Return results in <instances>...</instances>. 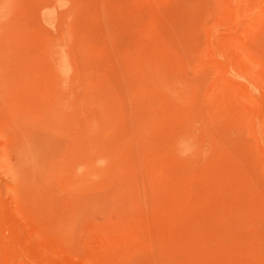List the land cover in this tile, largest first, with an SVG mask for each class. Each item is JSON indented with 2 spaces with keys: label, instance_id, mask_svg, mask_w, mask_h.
I'll list each match as a JSON object with an SVG mask.
<instances>
[{
  "label": "rangeland",
  "instance_id": "1",
  "mask_svg": "<svg viewBox=\"0 0 264 264\" xmlns=\"http://www.w3.org/2000/svg\"><path fill=\"white\" fill-rule=\"evenodd\" d=\"M0 56V264H264V0H0Z\"/></svg>",
  "mask_w": 264,
  "mask_h": 264
},
{
  "label": "bare ground",
  "instance_id": "2",
  "mask_svg": "<svg viewBox=\"0 0 264 264\" xmlns=\"http://www.w3.org/2000/svg\"><path fill=\"white\" fill-rule=\"evenodd\" d=\"M52 48H53V46H52ZM52 48H50V51H49V52H51V51L54 52V51L56 50L55 47H54L53 50H52ZM57 51H58V50H57ZM57 51H55L54 54L57 53ZM52 52H51V54H53ZM59 53H60V52L58 51V54H59ZM1 55H2V52H1ZM62 56H63V54H62ZM0 57H1V56H0ZM65 57H66V55H65ZM66 58H67V57H66ZM64 59H65V58H64ZM61 60L63 61V63H62V61H60L59 63H55V64H57V65H56V67H57L56 69H57V70L55 69V70L57 71V73L54 72V68H53V66H51V65H52L51 62H50V64H49V65H50L49 68H48L49 65H47L46 63H44V64H46V65H44V67L41 66L42 69L44 68V70H43V71H44V72H43L44 74H46L47 72H49V74H46L45 76H43L44 74L42 75L43 79H44L45 81H48V78L46 77V76L48 75V77H50V79H51L50 82L54 81V82H53V83H54V84H53V89H54V93H55V94H54L55 99H54V98H53V99L55 100V105H54V103H53V105H51L52 108H50V109H51V112H54L55 114H56L55 111H57L58 114H59V117L57 116V114H56V117H58V118H60V119H61V117H62V112H61L59 109L61 108V109L63 110V108H65V106L68 104L67 96H66V94L64 95V92H65V85H64L65 83H64V82H65V79H66V78H65L66 69H65V67H64L65 64H64V60H63V58H62ZM148 61H149V60H148ZM65 62H66V61H65ZM139 62H140V60H139ZM52 63H53V62H52ZM141 63H143V60H142ZM148 63H149V62H148ZM148 63L145 61L143 64H145V65L147 64V65H148ZM150 63H151V62H150ZM152 63H153V62H152ZM54 66H55V65H54ZM68 66H69V65H68ZM9 67H10V68H9ZM66 67H67V66H66ZM148 67H149V66H148ZM151 67H152V66H151ZM156 67H157V66H156ZM52 68H53V71H52ZM141 68H142V67H141ZM145 68H146V67H145ZM149 68H150V67H149ZM150 69H151V68H150ZM12 70H13V66H8V68H7V71H8V72H7V77H6L5 79H3V80H4V83H5V86H8V91H10V87H11L12 84H13V83H11V82L14 81V80H13V75H11ZM145 70H146V69H144V71H145ZM147 70H148V72L151 73V74L149 73L150 76L152 77V78L150 77V79H151V80L154 79V78H155V76H154V74H153L154 71H153V73H152V70H153V69H152L151 71H150L149 69H147ZM154 70H155V69H154ZM146 72H147V71H145L144 73H146ZM157 72H158V70H157ZM9 73H10V74H9ZM12 74H13V73H12ZM149 74H147V75L149 76ZM147 75H146V76H147ZM158 77H159V76H158ZM160 77H161V76H160ZM165 77H166V76H165ZM146 78H147V77H146ZM156 78H157V77H156ZM148 79H149V78H148ZM164 79H165V80H168L169 78H167V79L164 78ZM10 80H11V82H10ZM12 80H13V81H12ZM162 80H163V79H162ZM162 80H161V79H159V80H155V81H154L155 86H156V84H158L159 86H160V85H164V82H165V81L163 80V81H164V82H163ZM168 81H169V80H168ZM168 81H167V83L169 84L170 81H169V82H168ZM6 82H7V84H6ZM147 82H148V81H147ZM150 82H151V81H150ZM1 83H2V82H1ZM1 83H0V84H1ZM10 83H11V85H10ZM171 83H172V82H171ZM157 87H158V86H157ZM162 87H164V86H162ZM162 87H161V88H162ZM1 88L4 89V93L7 91V88H6V87H5V88H4V87H1ZM140 88H141V87H140ZM165 88H166V87H165ZM149 89H151V88H149ZM159 89H160V88H159ZM50 90H51V89H50ZM139 90H140V89H139ZM147 90H148V89H147ZM172 91H173V90H172ZM10 92H11V91H10ZM6 93H8V92H6ZM174 93H175V92H174ZM143 95H144V94H143ZM54 96H53V97H54ZM53 107H55V108H53ZM52 109H54L55 111H53ZM51 112H50V114H51ZM54 113H53V114H54ZM63 113H65V111H63ZM55 114L52 115L53 117L51 116V117L54 118V119L56 118V117H55ZM14 115H15V114H14ZM26 115H27V114H26ZM16 117H17V116H16ZM150 117H151V116H150ZM58 118H56L57 120H55V121H58V122H59L60 119H58ZM149 119H150V118H149ZM152 119H153V118H152ZM152 119H151V120H152ZM141 122H142V121H141ZM151 122H152V121H151ZM26 123H27V122H26ZM147 124H148V123H147ZM149 124H151V123H149ZM184 137L186 138V135H185ZM185 138H184V139H185ZM186 140H187V138H186ZM190 142H191V141H190ZM190 142H184V141H183V142L180 144V145H181V146H180V147H181V150H182V151H184V150H185V151H186V150L188 151V149H189L190 146H191V145H189ZM176 143H178V142L176 141ZM192 146H193V145H192ZM192 148H193V147H191V149H192ZM99 156H100V155H99ZM97 158H98V157H97ZM79 159H80V158H79ZM81 159H82V158H81ZM105 159H106V158H105ZM92 160H93V159H92ZM106 160H107V159H106ZM91 162H92V161H91ZM98 162H99V161H98ZM82 163H83V162H81V164H82ZM77 164H80V163L77 162V163H76V166L73 165V166L71 167L72 171H71L70 174H72V172H73V174H75V175L77 176V177H76V176L74 175V177H73V182L76 180V181H77V184H78L79 181H80L79 178H82V177H81V173L83 174L84 171L82 170L83 168H80V165L77 166ZM99 164H100V163H99ZM99 164H98V165H99ZM83 165H84V164H83ZM100 165H101V164H100ZM74 166H75V167H74ZM91 166H93V165H91ZM75 168H77L76 170H78L77 173H76V172L74 173V171H76ZM79 168H80V169H79ZM95 168H96V167H95ZM85 169H87V168H85ZM97 169H98V168H97ZM84 174H85V173H84ZM92 174H93V173H91L90 176H91ZM93 175H94V174H93ZM72 176H73V175H72ZM78 177H79V178H78ZM92 177H93V176H92ZM83 178H84V177H83ZM88 178H89V177H88ZM74 179H75V180H74ZM81 180H82V179H81ZM76 181H75V182H76ZM78 185H79V184H78ZM232 241H233V240H232ZM231 251H232V250H231ZM232 252H233V251H232ZM167 263H168V262H167Z\"/></svg>",
  "mask_w": 264,
  "mask_h": 264
}]
</instances>
